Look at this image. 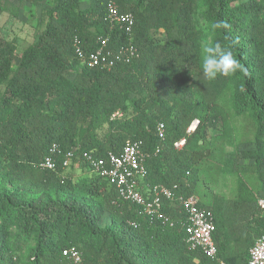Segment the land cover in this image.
<instances>
[{
	"label": "trees",
	"instance_id": "16d2710c",
	"mask_svg": "<svg viewBox=\"0 0 264 264\" xmlns=\"http://www.w3.org/2000/svg\"><path fill=\"white\" fill-rule=\"evenodd\" d=\"M50 1L43 32L20 55L0 37V84L12 74L0 98V264H73L63 253L71 247L81 264H218L187 241L179 197L190 196L214 214L218 258L248 264L264 234L255 197L264 192V0ZM110 3L134 15L137 54L130 64L88 68L78 48L88 54L105 39L112 50L128 42L108 18ZM218 20L230 27L213 30ZM210 40L230 47L243 71L205 80L199 46ZM236 118L248 123L237 129ZM136 140L149 154L141 189L162 185L176 195L164 203L166 223L123 200L83 160ZM54 144L62 154L50 171L42 163ZM77 164L88 173L66 176ZM224 174L237 177L231 199L212 190ZM105 212L109 226L101 225Z\"/></svg>",
	"mask_w": 264,
	"mask_h": 264
},
{
	"label": "built area",
	"instance_id": "2783aa9c",
	"mask_svg": "<svg viewBox=\"0 0 264 264\" xmlns=\"http://www.w3.org/2000/svg\"><path fill=\"white\" fill-rule=\"evenodd\" d=\"M108 18L114 27L118 26L128 38V42L125 46L112 50L108 47V40L105 39L88 54H84L78 48V54L88 68L111 69L119 63L130 64L137 54L132 40L135 27L134 15L131 12L121 13L115 3H110L108 5ZM116 115L121 116L119 113ZM197 125L198 121H195L188 132L195 131ZM157 133L161 140L165 139L164 124L158 125ZM185 142L186 140L182 139L176 142L174 146L180 149ZM143 146L144 142L141 140L128 141L120 153L108 152L104 157H95L90 153H84L83 160L97 175L106 178L116 188L118 195L123 200L139 208L145 215L156 216L163 222H167L163 213L164 203L165 201H174L176 195L162 185L153 186L146 191L141 189L138 180L147 174L145 161L149 157V154L143 151ZM159 152L160 148L158 147L155 153ZM61 154L59 146L52 145L49 154L43 160V168L56 171L58 169L56 156ZM72 158L73 153L65 156L63 168L70 166ZM179 201L186 213L185 233L191 249L200 250L204 256L218 264H227L217 256V247L214 241L216 224L213 212L201 207L197 196L179 197ZM257 204L261 210H264V196L257 198ZM63 253L70 257L73 264L82 263L81 253L76 247L66 249ZM248 264H264V234L256 238L249 249Z\"/></svg>",
	"mask_w": 264,
	"mask_h": 264
},
{
	"label": "rangeland",
	"instance_id": "374dc122",
	"mask_svg": "<svg viewBox=\"0 0 264 264\" xmlns=\"http://www.w3.org/2000/svg\"><path fill=\"white\" fill-rule=\"evenodd\" d=\"M4 6V12L0 15V37L5 40L12 42L15 46L17 54H21L25 49L33 45L45 28L47 22V12H49L53 4L50 0H37V3L31 2V0H2ZM86 7V4H83ZM160 38V36H158ZM20 60L16 59L13 61V69L19 66ZM69 77L73 76L72 73H66ZM5 79L0 84V98L4 95L7 88L8 79ZM204 78V77H203ZM237 129H241L248 123L245 118H236L234 120ZM216 132L210 131L209 134H215ZM233 147H228L229 151H232ZM252 149L251 145L241 144L239 146L240 151ZM251 162V161H250ZM241 163L245 161L241 160ZM89 169L85 166H75L72 169L66 170V176H71L74 179H79L87 174ZM248 172V177L251 181L257 180L256 176ZM237 177L235 175L224 174L219 177L217 182L212 186V190L217 196L224 199H231L235 195V189L237 185ZM256 199L260 196H264V192L255 190ZM102 226L111 225V218L108 213H104L101 221Z\"/></svg>",
	"mask_w": 264,
	"mask_h": 264
},
{
	"label": "clouds",
	"instance_id": "9594fccd",
	"mask_svg": "<svg viewBox=\"0 0 264 264\" xmlns=\"http://www.w3.org/2000/svg\"><path fill=\"white\" fill-rule=\"evenodd\" d=\"M230 25L227 21H215L213 30H225ZM199 66L205 80L214 82L219 78H232L243 71L239 59L230 47L224 46L220 41H206L199 46Z\"/></svg>",
	"mask_w": 264,
	"mask_h": 264
}]
</instances>
